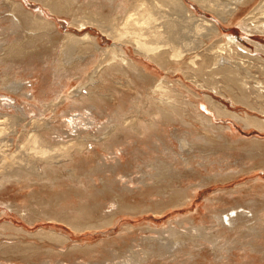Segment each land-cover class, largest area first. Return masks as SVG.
<instances>
[{
  "label": "bare ground",
  "instance_id": "obj_1",
  "mask_svg": "<svg viewBox=\"0 0 264 264\" xmlns=\"http://www.w3.org/2000/svg\"><path fill=\"white\" fill-rule=\"evenodd\" d=\"M34 1L42 5L37 12L26 8L21 0H0V90L4 91L0 93V194L12 185L28 188L41 185L50 190L58 185L62 188L57 192L59 201H68L55 204L52 199L49 202L56 206L55 218L76 231L97 229L115 224L120 213L153 210L160 213L169 206L185 204L205 181L211 182L213 175L223 173L215 171L209 178L189 183L172 204L168 201L152 205L127 202L128 193L133 196L141 188L154 187L162 192V184L168 183L170 178H181L182 170L165 157L173 154L172 149L159 143L161 131L177 126L212 130L220 132L217 137L227 142L220 147L223 144L235 149L239 144L252 153L250 146H253L258 148V155L262 154L264 140L258 137L230 144L223 133L232 128L217 123L215 114L218 118H232L245 128L264 131V44L258 35H264V0H191L204 12L211 13V18L199 15L188 0ZM251 3L256 4L239 22L243 31L255 34L252 37L247 34L252 45L248 48L234 35H224L221 23L234 22L237 14ZM45 8L55 16L66 15L70 25L76 26L75 31L83 33L78 36L71 30L66 31L65 37L60 38L61 47L53 48L54 54L49 52L48 42L57 41L51 39V35H57L59 27L55 19L48 17ZM96 29L113 43L102 46L99 38L90 32ZM127 45L166 71L167 76L157 77L147 69V63L141 64L132 58ZM43 47L50 54L40 52ZM101 52L104 57L99 60L97 54ZM36 56L41 61L39 65L34 63ZM91 63H95L92 72L88 70ZM25 73L31 74L28 76L32 79L41 75L43 84L38 91L34 80L28 79ZM175 73H181L189 82L214 94L201 97L192 87L186 90L183 79L178 82L171 78ZM75 76L85 82H79L70 95H62ZM106 79H112L114 84H138L140 95L131 101L134 106L116 108L111 113L102 110L106 97L100 86ZM117 88L116 94L120 92ZM215 95L229 100L235 109ZM236 104L244 108L238 111ZM95 111L105 116L104 120H99ZM182 135L176 139L181 144L179 149L189 154L177 153L183 164L188 163L191 156L205 160L204 153L194 155L198 146L189 131L184 130ZM199 138L204 145L206 135L195 136L197 142ZM206 143L211 142L206 140ZM204 164L198 163L199 166ZM129 167L137 176L127 175L125 171ZM165 176L167 179L162 178ZM243 187L208 198L209 212L215 210L210 224L185 216L163 228L150 225L149 235L138 239L143 244L141 251L136 250L141 247L133 248L136 252L129 254L128 264H145L156 257L161 261L173 257L179 260L186 255L187 248L192 249L193 243L196 248L197 243L212 244L215 256L222 257L223 261L230 259L237 248L264 256V209L258 208L264 205V199L261 204L257 199V209L249 213L239 206L218 210L214 201L227 203V195L235 196ZM106 195L109 197L105 201L112 209L105 212V203V206L95 204L94 210L90 199ZM233 200L238 201L239 197ZM9 207L24 217L19 207ZM27 211L30 215L36 213L35 209ZM50 218L54 216L51 214ZM186 224L188 228L183 227ZM132 228L127 225L123 230L132 234ZM1 229L23 230L10 222L0 224ZM42 234L62 243L70 239L56 230ZM125 238L121 231L110 240L126 243ZM82 246L92 253L104 247ZM128 247L130 253L132 247ZM23 248L26 247L18 242H2L0 254L20 253L18 256L27 259L30 254H21ZM72 248L81 251L78 244ZM110 251L115 252L114 247ZM134 253L138 255L133 256ZM195 254L192 251L189 255ZM161 261L156 264H163Z\"/></svg>",
  "mask_w": 264,
  "mask_h": 264
},
{
  "label": "rangeland",
  "instance_id": "obj_2",
  "mask_svg": "<svg viewBox=\"0 0 264 264\" xmlns=\"http://www.w3.org/2000/svg\"><path fill=\"white\" fill-rule=\"evenodd\" d=\"M26 8H30L37 12L39 10L41 4L34 0H21ZM259 0H257L258 2ZM191 7H194V10L197 11L199 15H206L208 17H213L211 13L204 12L202 8H200L197 4L193 1L188 0ZM256 2V3H257ZM256 3H251L250 5L245 6L238 14L234 22L232 23H221L224 27L223 34L224 35H234L241 44L246 45L248 48H252V45L249 43V36H254L255 34L251 33L250 31L247 32L243 31L241 25L239 24L240 20L247 14L251 8L254 7ZM46 9V8H45ZM47 10V9H46ZM49 18L55 19L58 24L59 32H56L57 35H51L54 41L57 40L54 44L48 42L47 45L48 49H50V53L54 54L53 48H59L61 43L62 36L65 37V33L68 30L71 32L77 33V35H82L80 31H75L76 26L70 25V19L66 15H53L49 10ZM2 12L0 10V17ZM92 34L96 35L99 38V41L102 46H106L108 44H112L113 41L111 38H108L106 34L102 33L99 29L95 31H90ZM249 33V34H248ZM248 34V35H247ZM259 40L261 43L264 44V35L258 34ZM63 39V38H62ZM65 39V38H64ZM256 39V37H255ZM65 41V40H64ZM63 42V40H62ZM61 47V46H60ZM129 55L138 61L141 64H148L149 69L151 72L156 74L159 78L166 77V71L160 69L159 66L154 64L153 62L149 61L145 57L143 58L142 55L135 53L134 48L127 45L125 46ZM50 54L46 48H41L40 52H44ZM99 55V56H98ZM101 55V56H100ZM139 55V56H138ZM104 57V53L97 54V59H101ZM144 62H143V61ZM34 63L36 65L41 64L39 56H36L34 59ZM95 63H91L88 70L92 72L94 70ZM147 65V66H148ZM13 72L16 71V67L13 68ZM12 75V74H10ZM31 74L25 73V76L30 79L34 80L33 83L38 91L43 84V79L41 75H36L32 78ZM78 77V76H77ZM38 78V79H35ZM174 80L183 79L186 82V90H190L191 87L196 91V93L203 97L205 94H214L211 90L202 89L196 86L194 83L189 82L188 79L185 78L181 73H175L171 77ZM79 82L84 83L85 79L81 78L78 79L76 76L74 80L70 83L69 87L62 92V95L68 96L72 91L78 88ZM138 84H114L112 79H106L101 83V89L104 93L106 99L105 103L102 105L101 109L105 110L107 113H111L116 108H122L126 106L128 109L134 104L131 102L132 100L136 99L140 94L137 88ZM77 87V88H76ZM120 90L116 94L115 88ZM86 92V89H84ZM1 94H4V91L0 90ZM186 94H188L186 92ZM218 99H221L223 102H227L228 106L232 109L235 107L230 103L229 100L225 99L223 96L215 95ZM3 99V97H2ZM238 111H241L244 107L236 104ZM242 108V109H241ZM96 112V116L99 120H104L105 116L99 115L98 111ZM216 122L222 123L224 125H230L232 129L226 130L223 133V136L228 139L230 144H234L235 140L239 142H247L254 137H258L259 139L264 140V131L259 130V128H245L244 125L235 121L232 118H218L215 114ZM184 130H188L194 141H196V146H198L195 151L193 152L194 155L204 153L205 160L194 158L191 156L190 161L188 162L190 165L187 166L188 163L183 164L184 162L179 158L180 156L177 154H183L184 156L189 155L183 149L180 150L181 147L180 141L177 136H183L182 132ZM156 134V132H155ZM206 139L204 141L199 138V142L195 140V136H205ZM221 135L220 132L212 131V130H205L196 127L191 128H183V127H170L167 131L159 132V143L161 145H165L172 149L171 156H165L168 158V161L174 162L175 166L182 170L181 178H170L169 182L166 184H162L160 188L163 190L162 192H158L157 187L152 189L149 188H141L137 190L133 196L129 193L125 196L126 201L133 203L135 205L138 204H155L156 202L162 203V201H168V204L175 203L179 195H181V191L184 190L185 186L194 183H198L199 181L209 178L213 175L215 171L222 173L221 175H213L211 182L210 180L205 181L202 187H199L195 193L186 201L187 203L182 205H173L169 206L166 209L162 210L160 213H155V211H148L146 213H120L117 215L115 224L109 227H101L97 229L86 228L81 231H76L70 225H67L65 222L61 220H57L55 218L56 213V206H52L49 204L53 199L55 204L66 203L68 200L59 201L57 197V192L61 191L62 188L58 185H55L53 189L44 188L41 185H38L34 188H28L23 185L17 186H10L7 190L0 194V224L10 222L13 225L23 229L22 231H13V230H3L1 229L0 235V244L2 242H18L22 246L26 247L23 248V253L21 254H30L27 256V259L21 258L20 253H10V254H0V264H128V256L132 252H136L133 248H137V252L141 251L143 244L141 243L140 239L143 235H149V226L163 228L164 226H168L170 222L175 221V219L179 217H195L196 222L200 223L204 221L206 224H210L211 222V215L214 214L215 210L209 212L208 205H210V201L208 198L218 196L222 194L225 190H230L237 188L238 186H245L243 187L244 192L236 193L235 196L227 195L226 202H218V200H214L215 203L218 205L217 208L219 209H228L229 207L239 206L243 208L246 212L253 211L258 205L256 202L257 199L261 204V200L264 199V148L262 149V154H257V147L250 146L253 148L252 153L247 152L243 146L237 144V148L230 149L228 147H220L221 143H224V138L220 139L217 136ZM206 140L210 141L211 143H206ZM222 140L223 142H221ZM227 142H225L226 144ZM238 143V142H237ZM249 145V144H248ZM236 146V145H235ZM234 146V147H235ZM224 150V151H223ZM239 150V151H238ZM222 151V152H221ZM221 152V153H220ZM219 153V155H218ZM223 153V154H222ZM192 154V153H190ZM211 154V155H209ZM213 157V159L211 157ZM219 156V157H218ZM221 156V157H220ZM225 156V157H224ZM175 157V158H173ZM209 157V159H208ZM218 157V158H217ZM223 158V159H222ZM212 159V160H211ZM226 159V160H225ZM179 160V162H178ZM193 160V161H192ZM197 160V161H196ZM207 161L203 162V161ZM212 162V165L209 163ZM217 161V162H216ZM143 162V161H141ZM193 163V164H192ZM198 163H205L202 166H199ZM144 164V163H142ZM192 164V165H191ZM145 165V164H144ZM206 166V167H205ZM216 166V167H215ZM213 168V170L211 169ZM221 168V170H219ZM185 169V170H184ZM187 169V170H186ZM190 169V170H188ZM235 172H233V170ZM242 169V170H241ZM244 169V170H243ZM127 175H134L132 167L126 169ZM212 170V171H211ZM130 171V172H129ZM188 171V172H187ZM194 171V173L192 172ZM211 171V172H210ZM231 171V172H228ZM191 172V173H190ZM183 174V175H182ZM230 174V175H227ZM167 179L166 176L162 177ZM178 179V180H177ZM209 182V183H208ZM208 184V185H207ZM44 188V190H43ZM42 189V190H41ZM48 190V191H47ZM84 192V190H83ZM263 193V194H262ZM225 194V193H224ZM241 194V195H239ZM109 195L106 197H94L90 199L93 203V209L96 210L94 207L96 205L106 206L104 211L107 212L108 210L112 209L111 204H107L105 200ZM233 197H239L238 201H234ZM241 197V199H240ZM100 198L102 200H100ZM119 198V196H118ZM256 199V200H255ZM75 203L78 202L77 198L74 196ZM256 203L254 206L253 204ZM96 204V205H95ZM9 205H14L15 208L19 207L20 211H24V217L18 213L16 210H12ZM95 205V206H94ZM52 206V207H51ZM238 207V209H239ZM259 209H264L263 206H259ZM35 209L36 213L30 215L27 211ZM257 209V208H256ZM44 210H48V213H45ZM241 209V211H243ZM102 213V212H101ZM213 213V214H212ZM51 214L54 216V219L50 218ZM95 214V211H94ZM99 215V213H98ZM193 215V216H192ZM132 225L133 233H129L124 231L123 229L126 226ZM184 228H188L189 225L186 224L183 226ZM135 228V229H134ZM144 229V230H141ZM42 233L56 230L58 233H65L67 234L70 239L66 243H62L60 240L50 239L49 237L42 234ZM121 231L123 234L126 235V243L123 242H116L115 240H110L118 235H120ZM126 232V233H124ZM11 235V236H10ZM13 235V236H12ZM55 236V235H54ZM137 238V240H135ZM264 243V238L262 239ZM74 244H78L81 251H75L72 246ZM104 245V247H100L99 250L95 253L86 251L82 245ZM193 247L192 249L187 248L185 250L186 255L182 258V256L177 260L175 257L169 258L167 261H161L160 257H156L155 259H151L150 261L146 262L145 264H156L158 262H162L163 264H221L223 261L222 257L215 256L213 251L212 244H205L204 246L197 243L199 247ZM28 245V246H27ZM34 245V246H32ZM30 246V247H29ZM128 246L132 247L130 253L128 252ZM201 246V247H200ZM35 247V248H34ZM114 247L115 252H111L110 248ZM206 248V249H205ZM25 249V250H24ZM194 251L196 254L195 256H190L189 254ZM212 251V252H211ZM138 254L134 253L133 256H137ZM188 255V256H187ZM8 256V257H7ZM248 256V257H247ZM7 257V258H6ZM194 257V258H193ZM159 259V260H158ZM188 259V260H187ZM216 259V260H215ZM176 262H174V261ZM182 260V261H181ZM116 261V262H115ZM174 262V263H172ZM232 262V263H231ZM264 264V256L256 251L252 250H245L241 248H237L234 250V254L230 256V259H225L222 264ZM138 264V263H136Z\"/></svg>",
  "mask_w": 264,
  "mask_h": 264
}]
</instances>
